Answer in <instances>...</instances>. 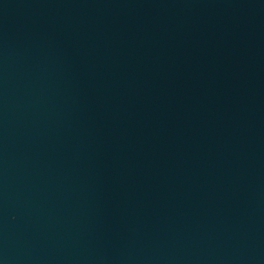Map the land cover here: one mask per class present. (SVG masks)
Here are the masks:
<instances>
[{"label":"water","instance_id":"obj_1","mask_svg":"<svg viewBox=\"0 0 264 264\" xmlns=\"http://www.w3.org/2000/svg\"><path fill=\"white\" fill-rule=\"evenodd\" d=\"M0 264H264V0H0Z\"/></svg>","mask_w":264,"mask_h":264}]
</instances>
